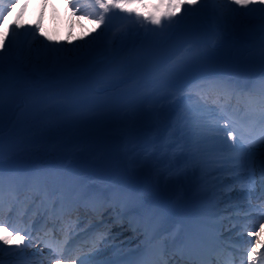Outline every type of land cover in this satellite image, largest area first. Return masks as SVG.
Returning a JSON list of instances; mask_svg holds the SVG:
<instances>
[{
  "label": "rangeland",
  "instance_id": "374dc122",
  "mask_svg": "<svg viewBox=\"0 0 264 264\" xmlns=\"http://www.w3.org/2000/svg\"><path fill=\"white\" fill-rule=\"evenodd\" d=\"M188 1L190 0H175L176 3H183V7L174 8L172 11L177 15L179 10L187 7ZM155 2L156 0L151 1V3ZM203 2L204 0H200L198 6L192 4L189 7L187 15H193L190 19L186 17L179 19L175 15L171 19H163L160 25H153L150 21H147L146 24L142 25V32L138 29H133L130 32L129 40L122 46L119 43L121 39L119 32L109 34L108 39L105 38L104 33H102L103 36L102 34H98L95 38L93 36L91 42H101V40L105 44L114 42L112 50L108 58H92L91 61L100 60L101 62L90 63L82 67L81 70L83 71L80 73L72 72L68 74L65 69L69 65L71 58H76L86 51V49L74 51L78 46L75 43L78 38L68 39L65 48H63L65 41H62L60 49H63V51L59 52L58 55L53 53L54 60L52 63L46 62L50 51L45 48V45L40 49L44 35L49 38L47 46L55 48L58 43L53 28L61 29L62 27L61 32H64L66 31V24L45 27L41 24L45 22L53 24L54 21H57L56 17L45 18V16L40 15L42 23L39 24L40 21L37 18L32 22L31 18L19 16L17 18L18 22L23 24L26 21L28 23L27 28H23L21 34L17 36L7 38L10 32L9 25L14 24V22H9L2 34H0V37L6 38L5 41H7L0 47V55L3 57L2 61H5L4 73L7 75H18L21 69L25 67H39V72L46 73L50 71L46 67L53 66V73L62 72L64 78L61 82L51 83L49 87L46 86L42 90L37 87L33 88L31 92H23L24 90L20 89L23 79L20 82H12L8 90H0V157L21 151L23 156L18 160L58 166L60 160L55 155L50 154L47 146H42L43 141L39 140L44 131L50 130L52 140L61 136L68 137L70 140L66 148L67 153L77 143L72 141L73 135L78 136L89 130L100 132L95 139V144H92L94 153L90 157L83 156L67 160L65 163H67L69 169L70 165L76 160L99 161L103 155L112 152L114 140H119L118 146H121L119 153L124 159L123 163L129 168V176L143 184L135 192L139 200L144 201V190L145 192L162 193L168 198L165 206L152 205L148 209L155 207L158 213L167 216H170V213L173 214L172 208L178 209L177 211L181 214L185 213L184 210L191 199L192 191L189 185L182 181L181 178V176H187L185 167L183 168L179 159L171 158V154L175 153L177 149H185L184 144L186 143L181 142V129L183 127L181 121H177L181 113L180 110L182 109L183 111L185 107H189L193 111L195 109L199 111V108L192 105V101L186 99L184 94L187 93L186 91L173 93L174 91L172 92L171 88H169L170 91L166 89L167 92L164 94L165 87H163L161 93V87L157 88L158 83H165L161 81L160 77L162 76L158 73L159 71H155L157 72L155 75L154 73H150V76L146 74L142 77L143 79L140 78L141 80L138 79L137 81V79L132 78L135 68L169 36L178 39L183 38V41L187 39L189 43L186 50L189 47H195L196 49L194 51L197 55L196 63L202 57L216 55L222 59L229 57L242 59L239 65L248 72L254 71L258 73L264 67V36L255 35L251 30L248 31L245 26L241 27L236 23H231L229 20H226L227 22L223 24H217L216 20L213 24L210 21L207 24L201 23V15L198 11ZM132 5L134 6V4ZM222 5L229 13L230 9L227 6L229 5V0H224ZM143 11L149 14L153 12V9L150 7ZM163 11L164 9L161 8L156 14L159 15ZM218 12H220L218 15L223 14L221 11ZM133 17V15H130V19ZM37 25H39L38 35L35 32ZM23 26L25 25L23 24ZM73 27H75V23ZM136 33L146 36H140V39L135 40L134 42L136 43L132 45L131 40ZM33 34H35V38ZM193 40H196L197 43ZM81 42L82 39L80 44ZM9 44L11 45L10 51ZM85 48L88 47L85 46ZM244 49L247 50L244 51ZM38 50L37 54L36 51ZM186 56L184 54L183 57ZM187 60L186 58L177 64L176 60H173L171 63L174 65L170 63L168 70L164 71L168 86H173L176 80L184 77L188 72L190 73L193 65L186 63ZM85 78L87 82L92 84L94 89L88 84L76 86V88L72 87L78 82H83ZM148 84L152 90L153 88L155 89L153 93H149ZM69 88H72V90H66ZM142 88H144V92ZM94 90L97 92L104 91L105 93L103 95L100 93V96ZM61 91H63L64 99L60 97ZM180 94H183V99L179 98ZM105 95L107 102L102 101V97ZM8 96L10 97L8 98ZM96 97H100V101ZM167 97L173 99L174 102L166 100ZM132 99L135 101L133 102ZM161 100L162 102L160 103ZM147 103L150 104V107ZM172 103L173 105H171ZM143 104H145L146 109L142 107ZM19 106L23 108H18ZM108 108L113 110L108 111ZM122 108L125 109L122 110ZM98 110H102L105 115L102 116V113ZM114 110L119 113H115ZM88 115L91 118H88ZM96 116L102 117L97 118ZM149 116H153V119H149ZM152 121L154 123L153 127L148 128V126H151ZM200 121L198 119V122ZM90 137L91 135L84 138L83 141L87 142ZM211 149L216 151L218 148L203 146L202 150H199V153L195 151L196 153L193 156L200 154L201 161L212 162L213 158L218 156L219 153L216 151L215 155H209L208 152ZM171 150L174 152L171 153ZM159 155H162V157L159 158ZM181 168L183 171L179 173ZM43 171L46 172V170ZM73 174L77 175V173ZM165 178L171 179L172 183L174 178V182L179 185L174 186L170 191H164L160 187V182H164ZM119 180L124 181L125 179L121 178ZM81 181L82 179L77 178V182L80 183ZM107 186L108 190H115L111 185L107 184ZM212 190V187L208 189L209 192ZM84 192L90 198L95 193H103L101 190L89 189H84ZM127 193L129 192L121 194ZM223 194L225 193L220 192V196ZM8 231L11 232V230ZM43 252L44 249L39 248L37 250L39 255ZM26 258L27 256L23 257V260L18 259V264H26L28 262ZM8 260H10L9 257L6 261Z\"/></svg>",
  "mask_w": 264,
  "mask_h": 264
},
{
  "label": "bare ground",
  "instance_id": "6f19581e",
  "mask_svg": "<svg viewBox=\"0 0 264 264\" xmlns=\"http://www.w3.org/2000/svg\"><path fill=\"white\" fill-rule=\"evenodd\" d=\"M29 0H8V2L4 1V5L7 8V5L11 4V8L7 9V14L3 17V22L0 23V34H2V31L6 28V25L9 22H14L12 25V28L9 32V37L12 38V36H17L18 34H21L23 31V28H27V22L24 21L23 24H20L17 20L19 17L18 15L14 14L10 16L12 12L21 11L22 15L21 17H27L30 18L32 13L36 10H40L41 12L45 11H50L51 13L57 12L61 18L65 19V24H66V31L64 33L61 32V30H58L57 28H54V33L57 36V43L58 45L55 48H60L61 47V42H64L63 48L67 46V40L72 38H78L75 43L78 45L74 51H79L80 49H83L85 46H88L87 50L81 54L80 56L76 58H71L69 60L70 63V68L67 69V73H77L81 72L82 67H85L89 65L90 63H97L101 62L100 60L92 62L91 59H104L110 55V52L113 47V43L111 44H105L103 40L101 42L94 41V43L91 42L93 36L99 34V33H104L105 38L108 39L109 34L113 32V28L117 31H121V39L119 40V43L124 45L130 37V32L132 29H138L141 32V23L139 20H143V23H147V20L144 19H138L136 15H134V19H129L126 20L125 22L123 21L122 17L125 15L126 12L123 11H118V10H112L108 13V15L111 17L110 22L108 23L107 29L103 32V25H98L95 19L88 18L85 16V12H89L90 9H78L76 11H73V8L71 7V4H80L83 3L84 0H80L77 3H71L68 2V0H36V5L28 3ZM34 1V0H30ZM224 0H204L203 3H201V6L199 8V13L201 15V23L207 24L208 21L213 24V22L216 20L217 24H223L224 22H227L226 20H229L231 23H236L239 26H244L246 25L248 28H251L252 23H254V28L256 30H253L254 34H261L264 32L260 27H257L260 24H264V0H250L252 3V7L249 9H246V2L240 0H229V5H227L230 9L229 13L226 9H224V6L222 5V2ZM200 0H196L195 5L198 6ZM241 4V6H238L237 10L235 9L236 4ZM148 4V2H146ZM192 5V0L188 1L187 7L184 9L179 10L178 14L176 15L177 18L183 19L186 17L187 19H190L193 17V15H187L189 13V7ZM150 8V7H148ZM228 9V10H229ZM221 11L223 14L218 15ZM142 14H146L141 8L140 11H137ZM33 19L31 21H35L36 17L33 15ZM40 15L37 16V20L40 21ZM81 21L80 23H78ZM112 21H115L118 26H113L112 27ZM221 22V23H219ZM42 22H39L41 24ZM75 23V27H73V24ZM42 25V24H41ZM54 25L56 23L54 22ZM127 29V31H123L124 29ZM35 32L38 35L39 28L36 27ZM140 36H146L144 34H135V36L132 38L131 43L133 44L135 40L138 38L140 39ZM46 39H43V44L40 46V49L43 48L44 45H48L49 39L47 36H45ZM82 39V42L80 44V41ZM6 38L0 37V47L4 45L7 41H5ZM45 42V43H44ZM93 44V45H92ZM90 45V46H89ZM92 45V46H91ZM16 47V46H15ZM6 50V49H5ZM121 51V49H120ZM39 50L36 51L38 54ZM58 55V53H57ZM56 56V55H55ZM53 57V58H52ZM52 59V60H51ZM54 60L53 52H50V55L46 58L47 63H52ZM4 64L5 61H2L0 63V90H8L9 86L11 85L12 82L17 81L20 82L21 79H23V84L20 86V89H23L25 92L32 90L33 88L39 87L41 90L44 89L46 86L49 87L51 83L54 82H61L63 80V74L62 72L58 74H54L53 66H47L50 71L43 73L39 72L40 68L39 67H32V68H22L21 72L18 75H7L4 73ZM251 76H253V80L251 81L248 77L245 76H236V83H243L246 85V88L252 89L257 86V82L259 81L260 74H257V76L252 72ZM238 78V79H237ZM264 82V81H263ZM209 81L205 83L204 81H200L194 85H198L199 87L202 85H208ZM264 84V83H263ZM196 92H193L192 94H195ZM22 94V92H21ZM10 96H8L9 98ZM211 100V99H210ZM211 109V108H210ZM224 109L222 107H217V109H214L213 112L215 114V117L211 115L208 111H203L201 113L202 116H204V128L206 129V135L200 136L198 135L197 137L194 136V132L191 129H184L182 132V140L183 142L190 143L192 145L188 146V149H191V146H195V143H200V149L202 148L203 145H207L209 148H218L220 153H223L224 161H227L226 165H222L226 169H231L234 168L235 173L240 175L243 170H246L245 166V157L248 155L249 160H253L257 157L253 152L248 153L247 149H245L241 144L240 140L234 136V139L229 140L228 139V132L230 131V127L228 125H223V121L221 120L220 116ZM189 116L193 115V112H187ZM255 116L252 114L250 116L251 120V130L253 133L258 134L259 136L256 138L258 142H264V123L260 126H256V123H253L252 118ZM242 119V116H241ZM217 120L222 124L221 130L216 131L218 128L217 123L215 122ZM184 121H188V119L184 118ZM50 130L44 131L41 137L39 138L40 141H43V145L47 146V150L50 151V154L55 155L59 162H66L69 159H77L81 158L83 156L90 157L94 153V147L93 145L95 144V139L98 137L100 132H93L92 130L86 131L78 136L73 135L72 136V141L77 142L76 145H74V148H71L69 153H67L66 148L68 147L69 144V138L66 136H61L57 139H51V133L49 132ZM262 131V132H261ZM184 132L186 134H184ZM226 135V140H227V148H223L221 142L222 139L220 138L221 135ZM91 135L89 139H87V142H84L83 139ZM196 137V138H195ZM206 140V141H205ZM194 141V142H193ZM224 143V142H223ZM93 144V145H92ZM41 146V147H42ZM96 147V146H95ZM195 147H198L196 145ZM235 147V148H233ZM262 148L264 150V143L262 145ZM209 155H215L216 151L211 149L209 152ZM90 154V155H89ZM191 154V151L188 150L185 155H183V159H189V156ZM23 155L21 154V151L17 152L16 154H6L0 157V162H14L18 160L20 157ZM204 162V168L199 167L200 163L196 166V172H201V171H213L211 176L217 175L215 173L216 167L214 166L215 164L221 165V162L215 159V162L212 164L211 162ZM66 170L67 165L65 163L64 167H59L54 171L51 172H46V173H40L37 174L36 176H33L32 178L28 177L29 174H17L15 173L12 175L11 173H6L0 172V182L3 183V179L5 177L10 178V177H15L16 182H31L34 181L36 183H41L45 184L47 188L49 186L54 187L55 185H59L57 187V193L52 194L50 192H46L41 189L40 193L43 196H55L54 200L56 202V205H62L60 209L62 210H67V209H72V207L84 200V189H88L92 187V190L98 191V190H103L105 189L104 186L99 185L97 183H94L92 181L87 180L86 183H77L74 178H71L70 180H67L65 178L66 175ZM200 173H198L199 175ZM59 175H61L59 177ZM208 180H212V178H207ZM205 179V180H207ZM207 180V181H208ZM216 180V179H214ZM220 179L218 178L216 181H213V183H218ZM50 184V185H49ZM200 184H205V181H200ZM165 189H169L172 187L171 185H165ZM53 191V189H52ZM100 195V193H95L94 196ZM98 197V196H96ZM124 201H120L122 203V206L124 208H127L130 203L126 198H123ZM95 200H100V199H95ZM70 206V208H68ZM253 210H258V211H263L261 209H256L253 208ZM200 223V222H198ZM201 226H204V224H201ZM60 227V226H58ZM189 233L191 236L192 230L188 229ZM7 237L8 242L5 243L4 238ZM257 244H260L258 242V239L255 238ZM37 246L38 242H36V236L34 235V232L29 233L27 237H23L21 239L20 235L17 234H11L8 235V233L4 231H0V264H6L4 262V259L12 256V260L8 264H13L14 260L16 258H22L25 255L32 254V253H37ZM53 254H50L47 250L46 253H43L41 255H35L30 258V262L26 264H42V259L46 258L49 260L46 264H56L54 262H51V256ZM74 259L76 256H71ZM90 263V261H89ZM63 264V263H62ZM68 264V263H64ZM124 264V263H121Z\"/></svg>",
  "mask_w": 264,
  "mask_h": 264
},
{
  "label": "snow or ice",
  "instance_id": "6c2138e0",
  "mask_svg": "<svg viewBox=\"0 0 264 264\" xmlns=\"http://www.w3.org/2000/svg\"><path fill=\"white\" fill-rule=\"evenodd\" d=\"M196 0H192V4H195ZM131 3H138L141 8L151 7L153 9L152 13L144 15L139 13L134 8H129L127 5ZM11 4L7 5V8L4 5V0H0V23L3 22V17L7 14V9L11 8ZM191 6V5H190ZM73 11L78 9H91V12H85V16L88 18L95 19L98 25H107L111 17L108 13L112 10H118L128 13L129 15H136L138 19H144L150 21L153 25H160L163 19H171L176 15L172 9H179L183 7V3H176L175 0H156L155 3L146 4L143 0H84L80 4H71ZM163 8L164 11L160 12L159 15L156 13ZM39 28V25L36 26ZM12 25H9V30H11ZM35 38V34H33ZM45 48L53 53H59L63 51L60 48H52L45 45ZM11 50V45L9 44V51ZM3 57L0 55V63H2ZM228 139H234L233 132H228ZM9 226L6 225L4 221H0V231L8 232V235H11L12 232H15L19 235V231L15 228L11 232L8 231ZM259 228H264V223L259 225ZM257 231L249 232L250 236L257 235ZM23 239V237H21ZM5 243L8 242L7 237L4 238ZM258 257L259 259H257ZM248 264H264V251L257 252L255 250V245L253 248L248 251Z\"/></svg>",
  "mask_w": 264,
  "mask_h": 264
},
{
  "label": "water",
  "instance_id": "95a60500",
  "mask_svg": "<svg viewBox=\"0 0 264 264\" xmlns=\"http://www.w3.org/2000/svg\"><path fill=\"white\" fill-rule=\"evenodd\" d=\"M180 47L175 42L169 40L167 43L162 45L160 52L155 54L150 59L145 61L137 71V76L143 75L150 68H158L168 62L174 55L178 53ZM210 64L208 61L196 76L204 75L206 66ZM120 160L117 156L111 155L106 156L102 163L99 165H90L86 161H81L76 164V168L85 174L92 175L96 179L109 181L117 173L115 169L116 162ZM12 170H16L14 166H11Z\"/></svg>",
  "mask_w": 264,
  "mask_h": 264
}]
</instances>
